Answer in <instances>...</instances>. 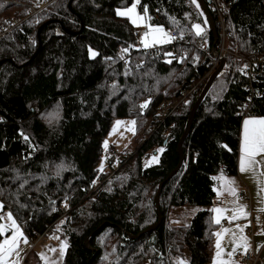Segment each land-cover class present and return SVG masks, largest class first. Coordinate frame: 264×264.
<instances>
[{"label":"trees","instance_id":"trees-1","mask_svg":"<svg viewBox=\"0 0 264 264\" xmlns=\"http://www.w3.org/2000/svg\"><path fill=\"white\" fill-rule=\"evenodd\" d=\"M42 1L0 0V24ZM203 1L216 38L197 0H139L148 23L177 34L160 49L138 46L133 23L117 14L134 0H56L0 36V224L7 210L32 241L52 228L66 241L63 264H211L215 176L236 172L243 117L264 116V72L253 81L260 96L249 101L245 59L225 55L158 210V186L177 167V144L205 86L206 52L220 49L218 16ZM222 2L227 49L264 58V0ZM170 100L176 107L166 115ZM131 116L138 145L113 166L103 138L113 120ZM151 155L156 162L144 165ZM181 207V222L171 221Z\"/></svg>","mask_w":264,"mask_h":264},{"label":"crops","instance_id":"crops-1","mask_svg":"<svg viewBox=\"0 0 264 264\" xmlns=\"http://www.w3.org/2000/svg\"><path fill=\"white\" fill-rule=\"evenodd\" d=\"M140 14V13H139ZM143 37V36H142ZM248 118H264V116H245L243 117L241 121V128L239 130V137L240 142L238 145L239 155L237 156V169L234 174H228L225 172H219L215 176V183L213 185L214 191H216V194L214 196V201H220V204L212 203V209L213 208H223L227 211L223 214V217L221 218L220 224L216 225V228L214 232H221L222 233V240H221V246L223 248V253L220 260L227 262V264H244L241 261V255L244 253L243 247L237 248V251L234 253L232 257H229L227 255L228 252H231L235 244L233 243V240L235 239L236 243H241L239 238L241 236H245L248 239L249 248H253L259 253V259L257 260V263L255 264H264V212L260 211V209L264 208V193L260 191L261 187H264V176H261L260 174L264 172V165H259L256 167L255 172H248V173H242L240 171V156H241V139H242V130H243V122L245 119ZM257 159H260V157H257ZM223 177L224 179H221ZM232 179L235 181V187L237 189V196H232L229 194V192L226 190L227 188V180ZM241 189H247L250 193L249 198H243V196L240 195ZM218 192H221L222 194L218 196ZM3 202L0 199V205ZM238 205H245L246 209L245 211L248 213L246 218H241L237 220H230V218L233 215V210ZM212 218L214 219L216 214L211 213ZM215 221V219H214ZM17 223V222H16ZM18 224V223H17ZM247 225V227H245ZM237 226H240L243 228V232L241 233ZM21 232H23L22 227ZM230 229L228 233H223V229ZM51 232L52 234L55 233ZM24 233V232H23ZM49 233V234H51ZM214 233L213 238V245L214 249L212 251V257H211V264H214V260H216V252L217 249L215 247L217 237ZM48 234V235H49ZM58 234V233H56ZM235 234V236L233 235ZM3 237H7L9 235V231L2 234ZM46 235L45 237H47ZM59 235V234H58ZM24 236L29 239L25 234ZM60 236V235H59ZM2 237V239H3ZM42 238V237H41ZM44 239V237H43ZM30 243L31 240L29 239ZM66 242V241H65ZM64 242V243H65ZM29 243V245H30ZM34 243V242H33ZM32 243V244H33ZM66 245V243H65ZM30 248V247H29ZM28 248V249H29ZM41 249H37L35 252L30 251V255L34 252V256L36 257L33 262L35 264H42L43 262V253L41 252ZM66 249V246H65ZM27 247L21 248L18 250V255L15 256L14 259H10L9 264H14L18 261L19 257H21V260L19 261V264L23 260V258L26 256L27 253ZM66 253V252H65ZM20 254V255H19ZM42 256V257H40ZM65 256V255H64ZM63 256V257H64ZM63 257L60 262V264H63ZM181 262H184V264H189L186 260H181ZM144 264H147V262H144Z\"/></svg>","mask_w":264,"mask_h":264},{"label":"snow or ice","instance_id":"snow-or-ice-1","mask_svg":"<svg viewBox=\"0 0 264 264\" xmlns=\"http://www.w3.org/2000/svg\"><path fill=\"white\" fill-rule=\"evenodd\" d=\"M195 2V0H194ZM139 3V0H134L133 5L128 8L126 11H118V15L120 16H127L131 22L135 25L138 23V21H142L144 19L143 16L136 15L135 18H133V14L136 10V5ZM147 12V9L145 8V14ZM150 27V26H149ZM197 29V35L201 34L200 26H195ZM151 32L160 33L162 32L161 28H152ZM151 35L150 32H145V40L142 41L144 43L145 47H149L152 44L155 43H165L168 42V40L171 39L170 36H168L167 33H164L163 36L153 37L151 41H149L147 38ZM165 37L167 39H165ZM147 105H142L141 107H146ZM118 124L120 122H117ZM135 123V122H133ZM27 139V138H26ZM107 146V142H105V147ZM160 151H163L162 149ZM257 157H260V159H257ZM156 159L155 157L153 158ZM259 165H264V118H248L245 119L243 122V130H242V139H241V156H240V171L242 173H248V172H255V169ZM261 176H264V172L260 174ZM221 179H224L221 177ZM226 190L229 192L232 196H237V189L235 187V181L232 179L227 180V188ZM260 191L264 193V187H261ZM221 192H218V196L221 195ZM3 205H0V209H2ZM246 206L245 205H238L233 210V215L230 218V220H237L241 218H246L248 213L245 211ZM213 213L216 214L215 216V223L220 224L221 218L223 217V214L227 211L223 208H213L211 210ZM260 211L264 212V208L260 209ZM7 219L11 221V227L14 229V232L11 236V238H6L3 240V242H0V264H4V259L6 256L11 255L18 247V242L21 237H23V233L20 231L19 226L16 224V221L12 218V214L9 212L7 214ZM239 231L242 233L243 228L240 226H237ZM247 227V225H245ZM6 231V228L3 224H0V235L4 234ZM230 229H223V233H228ZM264 234V233H262ZM217 240L215 247L217 249L216 252V260H214V264H227V262H224L220 260L223 253V248L221 246V240H222V233L216 232L215 233ZM235 236V234H233ZM241 243H236L235 239L233 240V243L235 246L233 247L231 252H228L227 255L229 257H232L234 253L237 251V248L243 247L244 253L247 254V251L249 250V242L247 237L241 236L239 238ZM27 239H24V243H27ZM66 246V245H65ZM55 251V249H52ZM181 264H184V262H181Z\"/></svg>","mask_w":264,"mask_h":264},{"label":"rangeland","instance_id":"rangeland-1","mask_svg":"<svg viewBox=\"0 0 264 264\" xmlns=\"http://www.w3.org/2000/svg\"><path fill=\"white\" fill-rule=\"evenodd\" d=\"M133 3H131L130 6H126V8L119 9L118 11H126L128 8H130L133 5ZM138 11H139V9H138V6L136 5V10H135V13L133 14V18H135L136 15L144 17V15L142 13L139 14ZM133 27L138 28V29L142 28V33H143V37H141V45L142 46H144V43H142V41L145 40V36H144L145 32L151 33V35L147 38L149 41H151L153 39V37L163 36L164 33H167L168 36L171 37V32H169V29L166 30L162 26H156V25L153 26L150 23H148L145 18L142 21H138L137 24H135V25L133 24ZM157 27L161 28L162 32H160V33L151 32L152 28H157ZM200 30H201V32L204 31L202 25H200ZM196 31H197V29H196ZM165 39H167V38L165 37ZM162 44H164V43H156V45H162ZM151 46H149V47H151ZM149 47H146V48H149ZM95 53L96 52L94 50H91L90 54L94 55ZM117 122H120V123L118 124ZM133 122H135V121H134L132 116L128 117V118L117 117L115 120H113L109 133L105 134V137L103 138V146H104L103 147V154L104 155H105V152L110 151L114 155H116L117 158L119 159V157L122 156L123 153H126V152L132 153V151L135 150L136 145H138V142L133 139V135L136 132L135 123H133ZM105 142H107L106 147H105ZM107 154H110V153H107ZM151 156L149 158L146 157L145 159H143L144 165H146V163L150 164V163L156 162L157 157L156 156L151 157ZM135 157H136V155H135ZM154 157L156 158L155 160L153 159ZM133 160L134 159L131 160V164H132ZM116 164L117 163L115 162L113 166H116ZM178 210H179L178 212H175V214L170 216L171 221L179 222L180 220H177V219H179V217L181 215H183L188 210V208L187 207H181ZM3 213H4V216L2 217V223L1 224H3L6 228L5 233L7 231H9V235L7 237L6 236L3 237V239L1 237L0 242H3V240L6 238H11V236L14 232V229L11 227V221L7 219V214L9 213V211L5 210ZM12 218L15 220L13 214H12ZM19 228H20V226H19ZM20 231H21V228H20ZM52 232H54V231H52ZM40 237L36 241H32L30 239L31 240V243H30L29 239H27L23 233V237H21L19 239L17 249L11 255H8L5 257L4 264H9L10 259H14L15 256L18 255V253H17L18 250L21 248L23 249L25 247H27L28 251L26 253V256L21 261L22 264H35V262H33L34 259L36 258L34 256V254H35L34 252L40 248H42L41 252L43 253L42 255L44 256L42 264H60L62 257L65 255V252H66L65 251V243H64L65 240L61 236L56 234V232L53 234L52 233L49 234L47 237H44V239L40 238ZM25 238L28 241L27 243H24ZM29 243H30V245H29ZM52 249H55V251H53ZM30 251H34V252L30 255V253H31ZM21 257H22V255H21ZM21 257H19L18 261L15 262L14 264H19ZM40 257H42V256H40ZM59 260H60V262H57ZM142 264H144V263H142ZM147 264H149V263L147 262Z\"/></svg>","mask_w":264,"mask_h":264},{"label":"built area","instance_id":"built-area-1","mask_svg":"<svg viewBox=\"0 0 264 264\" xmlns=\"http://www.w3.org/2000/svg\"><path fill=\"white\" fill-rule=\"evenodd\" d=\"M56 0H44L42 1V3L35 7L33 4L29 5L27 10L29 12V15H27L24 19L22 18H14L11 20H6L5 23L0 24V36L6 34L8 31H11L12 29H15L16 27L20 26V23L22 21H24L27 17L33 15V14H37L38 12H40L43 8L46 7L47 4H50L52 2H54ZM210 6L212 8V10L215 12L216 16H218V20H219V25H220V34L217 37V40L220 43V49H214L212 52H210V50H207L206 55L208 57L207 60V66H208V73L202 78L205 79L206 81L207 79L210 77L211 74H213V72L215 71V69L218 67L219 63H221V60L223 59V57H226L225 55L227 54H232L236 57V59H245L244 65L242 67V69H240L241 71H243L246 74V79H247V88L250 90V97H249V101H251V99L255 96V95H259L260 96V91L255 90L256 87L253 86V81L256 80V78L260 75L263 74L264 72V58L262 59H257V58H245L243 56H241L240 54L236 53H231L227 48L226 45V40L228 38L229 35H231L232 29H230L229 24H227L226 22V18L224 16V13L226 11V4L222 2V0H209ZM171 32V39H177V34L175 31H169ZM132 33H133V39L135 40V42L137 43L138 46H141V37L143 36L142 33V28L138 29V28H133L132 29ZM202 47L205 48L206 47V43L205 40H203L201 42ZM151 47H157L158 49H160L159 45L152 44ZM171 52V54H174V49L173 48H168L167 53ZM120 57L122 60H124L125 62H127L128 60V55L129 52L127 49L125 48H120ZM236 67H237V63H233L232 66V70H233V74L236 71ZM197 84H195L191 90H189L188 92L196 89ZM248 101V102H249ZM246 102V104L248 103ZM176 107V105H173L171 103V100L168 102H165V104H163V112H166V115H170L171 111H173V109ZM110 153V154H107ZM105 155H107L108 157V162L110 164H114L117 160V156L114 155L112 152H105ZM240 195L243 196V198H249L250 193L247 189H241L240 191ZM214 201V200H213ZM214 203L216 204H220V201H214ZM53 230L52 228L47 229L46 233H44L43 235H41V237H45L47 234L51 233ZM40 237V238H41ZM259 253L258 251H256L253 248H249V250L247 251V254L243 253L241 255V261L244 264H255L257 263V260L259 259ZM22 264V263H21Z\"/></svg>","mask_w":264,"mask_h":264},{"label":"water","instance_id":"water-1","mask_svg":"<svg viewBox=\"0 0 264 264\" xmlns=\"http://www.w3.org/2000/svg\"><path fill=\"white\" fill-rule=\"evenodd\" d=\"M198 3L201 5L202 7V11L205 15V17H207V19L209 20V25H210V28L215 32V38L217 36V30H215V24H214V18L211 16L210 12H209V7H208V4L205 3L203 0H197ZM69 32V31H68ZM70 33H74V32H70ZM40 42V41H39ZM40 47L36 50L35 54H38L39 53V50ZM33 55V57H34ZM4 62V60H0V66L1 64ZM226 62L225 60V57H223V59L221 60V63H219L218 67L215 69V71L213 72V74L210 75V77L207 79V81L205 82V86L203 87V89L200 91V93L198 94L197 96V101L195 104H193L191 110H190V116L187 118V121H186V127H185V131L182 132V135L180 136V141H179V144H177V151L179 152V155H180V158H179V161H178V164L176 165L177 167L173 169L172 172H170L164 179V181H161L160 182V186H158V190H157V195H156V199H155V205L156 207L158 208L159 210V202H158V199H160V191H161V188L162 186L168 181V179L170 177L173 176V174H176L177 171H179L181 168H183V164H184V160L186 158L185 156V153L183 152V144L185 143V138L186 136L189 134L190 130H192V123H193V119L194 117H196V114H197V109H198V106L203 102V100L205 99V95L206 93L208 92V90H210L211 86L213 85V81L216 79L217 76H219L222 72H223V67H224V63ZM159 221L154 225V226H149L148 229L146 230H151L153 229L154 227L158 226L161 222V217L159 216ZM88 243V242H87Z\"/></svg>","mask_w":264,"mask_h":264},{"label":"bare ground","instance_id":"bare-ground-1","mask_svg":"<svg viewBox=\"0 0 264 264\" xmlns=\"http://www.w3.org/2000/svg\"><path fill=\"white\" fill-rule=\"evenodd\" d=\"M109 152V151H108ZM117 160H118V158H117Z\"/></svg>","mask_w":264,"mask_h":264}]
</instances>
